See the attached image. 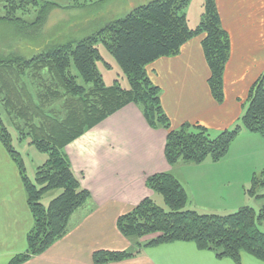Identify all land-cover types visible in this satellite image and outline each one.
<instances>
[{"label": "trees", "instance_id": "1", "mask_svg": "<svg viewBox=\"0 0 264 264\" xmlns=\"http://www.w3.org/2000/svg\"><path fill=\"white\" fill-rule=\"evenodd\" d=\"M189 1L151 0L81 39L50 44L30 57L11 50L0 53V142L17 165L33 218L25 251L7 264H21L40 254L66 232L72 214L86 204L90 193L74 174L65 146L128 103L138 107L149 127L166 131L163 153L171 167L219 161L242 131L264 137V70L249 87L245 110L233 128L211 135L198 122L172 127L161 105L160 87L146 66L159 57L176 55L186 41L201 36L208 89L220 103L230 55V37L221 24L216 0H202L200 20L194 27L183 12ZM57 6L51 1L1 0L0 24L28 33ZM30 16L32 20L27 19ZM99 44L116 60L127 87L118 79L104 84L97 66L103 60ZM8 128L16 131L18 141L27 140L46 154L32 179ZM145 184L154 195L162 196L166 207L148 197L119 215L116 226L132 240V248L95 250L94 264L130 258L142 248L173 241L192 242L218 259L231 258L237 264L241 252L264 261V232L259 228L264 204L257 210L245 204L226 213L199 212L185 207L188 193L171 172L149 175ZM262 188L264 170L252 174L245 191L263 200ZM50 191L56 194L44 204L41 200Z\"/></svg>", "mask_w": 264, "mask_h": 264}, {"label": "crops", "instance_id": "2", "mask_svg": "<svg viewBox=\"0 0 264 264\" xmlns=\"http://www.w3.org/2000/svg\"><path fill=\"white\" fill-rule=\"evenodd\" d=\"M216 4L230 37L222 102H216L208 89L201 36L186 41L176 55L159 57L146 66L160 87L161 105L172 127L198 122L214 135L241 116L247 91L264 70V0H216ZM165 136L164 129L149 127L138 107L128 103L68 143L65 153L90 199L72 214L60 238L21 264H94L95 250H130L133 242L120 233L116 220L143 199L154 198L145 180L155 173L171 172L190 192L188 199L191 195L194 205L189 208L196 211L226 213L245 205L244 191L252 174L264 170L263 136L242 131L219 161L181 162L173 167L164 158ZM251 199L258 200L247 197L248 202ZM32 224L17 165L0 142V264L25 251ZM104 264L237 263L231 258L218 259L192 242L173 241ZM239 264L264 261L241 252Z\"/></svg>", "mask_w": 264, "mask_h": 264}, {"label": "rangeland", "instance_id": "3", "mask_svg": "<svg viewBox=\"0 0 264 264\" xmlns=\"http://www.w3.org/2000/svg\"><path fill=\"white\" fill-rule=\"evenodd\" d=\"M38 1L40 3L43 1H51L56 3L58 6L51 9L43 23L38 28L27 29L28 33H18L10 25L0 24V53L11 50L19 52L26 57H30L33 54H36L47 48L50 44H58L70 40L72 41L81 39L96 31L108 21L124 16L132 7L145 4L151 0ZM201 4L202 0H190L183 11L190 27L196 26L200 20V14L202 10ZM32 18L33 16L27 17V19L30 20H32ZM98 47L103 60L98 61L97 66L99 72L102 75L104 84L110 85L115 79H118L121 86L127 87L128 81L123 75L114 57L102 44H99ZM104 63H107L108 65H105ZM80 81L81 80L79 79V82ZM245 107L242 113L244 112ZM237 123H239V118L236 120V122H234V124H232L230 128H233ZM9 131L12 135L13 145L21 153L23 158L26 174L32 179L36 166L46 158V154L39 152L33 145L29 144L27 140L21 142L18 141L16 131L13 128H10ZM212 133L213 131H211L210 134L212 135ZM187 172L188 171H185L184 176H182L184 181L186 180ZM186 187L188 188L187 185ZM261 190L264 192V188ZM244 192L248 197L246 191ZM55 194L56 191H50L43 196L41 201L44 204H47ZM246 196H244V204L250 203L256 210L264 204V199L260 201L257 200L256 203H254L252 199L250 202H248ZM154 199L156 204L166 207L161 195L156 194ZM193 203V199L190 195L185 207L189 208V205H194ZM216 206L220 207L221 205L216 203ZM259 228L264 232V221L259 224Z\"/></svg>", "mask_w": 264, "mask_h": 264}]
</instances>
